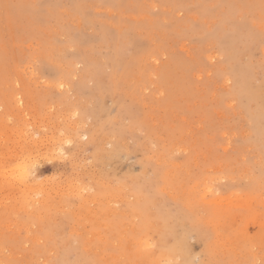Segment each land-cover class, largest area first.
I'll use <instances>...</instances> for the list:
<instances>
[{
	"label": "rangeland",
	"instance_id": "374dc122",
	"mask_svg": "<svg viewBox=\"0 0 264 264\" xmlns=\"http://www.w3.org/2000/svg\"><path fill=\"white\" fill-rule=\"evenodd\" d=\"M0 264H264V0H0Z\"/></svg>",
	"mask_w": 264,
	"mask_h": 264
},
{
	"label": "bare ground",
	"instance_id": "6f19581e",
	"mask_svg": "<svg viewBox=\"0 0 264 264\" xmlns=\"http://www.w3.org/2000/svg\"><path fill=\"white\" fill-rule=\"evenodd\" d=\"M99 155V154H98ZM21 163H19V164H17L15 167V171L17 170V177H18V179L20 180V181H22V182H24V181H26V176H27V174H26V170H25V167H23L22 166V164L20 165ZM216 170V169H215ZM14 171V170H13ZM29 175V174H28ZM25 179V180H24ZM25 184V183H24ZM30 187V186H29ZM118 188V187H117ZM150 250V249H149Z\"/></svg>",
	"mask_w": 264,
	"mask_h": 264
}]
</instances>
